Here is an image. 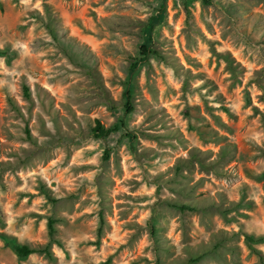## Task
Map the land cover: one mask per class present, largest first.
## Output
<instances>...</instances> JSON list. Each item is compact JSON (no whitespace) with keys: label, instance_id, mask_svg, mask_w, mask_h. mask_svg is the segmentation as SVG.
Returning a JSON list of instances; mask_svg holds the SVG:
<instances>
[{"label":"rangeland","instance_id":"rangeland-1","mask_svg":"<svg viewBox=\"0 0 264 264\" xmlns=\"http://www.w3.org/2000/svg\"><path fill=\"white\" fill-rule=\"evenodd\" d=\"M104 263L264 264V0H0V264Z\"/></svg>","mask_w":264,"mask_h":264},{"label":"trees","instance_id":"trees-1","mask_svg":"<svg viewBox=\"0 0 264 264\" xmlns=\"http://www.w3.org/2000/svg\"><path fill=\"white\" fill-rule=\"evenodd\" d=\"M141 50L144 53H151L152 52L146 45L142 46ZM24 91L27 94V96L30 97L31 93H30V89L28 86L24 87ZM126 95L128 97V103L126 104V107H127V110L129 112H131L133 110V107L131 106V102H130L129 98L132 97V93L127 92ZM113 131H114L113 128L106 127L100 119L95 120V125L93 127V133L96 137L106 138ZM108 156H109V154H106V157H108ZM55 223H56L55 219H50V223H49L50 224L49 225L50 237H51L50 241L54 239V235L57 232ZM152 232H153V234H155L154 231H152ZM250 240H253V239H250ZM17 252L22 257H27V256L34 254V253H42V254H45L46 256L50 257V258L54 257V253H53L52 248H51V242H48L46 245H42V246L41 245L40 246L17 245ZM194 260L196 261V260H198V258H195ZM104 264H106V263H104Z\"/></svg>","mask_w":264,"mask_h":264}]
</instances>
